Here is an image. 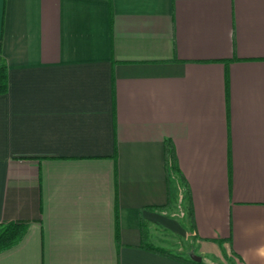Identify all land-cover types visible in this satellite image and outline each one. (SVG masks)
<instances>
[{"label": "crops", "instance_id": "crops-1", "mask_svg": "<svg viewBox=\"0 0 264 264\" xmlns=\"http://www.w3.org/2000/svg\"><path fill=\"white\" fill-rule=\"evenodd\" d=\"M0 58V264H264V0H0Z\"/></svg>", "mask_w": 264, "mask_h": 264}, {"label": "trees", "instance_id": "trees-1", "mask_svg": "<svg viewBox=\"0 0 264 264\" xmlns=\"http://www.w3.org/2000/svg\"><path fill=\"white\" fill-rule=\"evenodd\" d=\"M7 87V70L5 62L2 58H0V94L6 91ZM163 159H164V166L167 175L171 173H179V168L177 165V157L174 152L173 145L169 139L164 141V152H163ZM160 209V208H159ZM26 231V225L21 222H1L0 223V252L9 248L10 246L17 243L23 234ZM140 231H141V247L157 252L159 254H164L167 256H171L174 258H181L177 255H173L170 252L155 247L153 244L149 243L147 240V230L144 223L141 222L140 224ZM191 264H200L191 259H183Z\"/></svg>", "mask_w": 264, "mask_h": 264}, {"label": "water", "instance_id": "water-1", "mask_svg": "<svg viewBox=\"0 0 264 264\" xmlns=\"http://www.w3.org/2000/svg\"><path fill=\"white\" fill-rule=\"evenodd\" d=\"M189 257H190L191 259H193V260H196V261H200V260H201V257L198 256V255H196V254H194L193 252H190V253H189Z\"/></svg>", "mask_w": 264, "mask_h": 264}]
</instances>
